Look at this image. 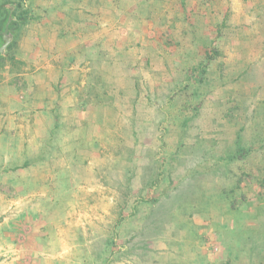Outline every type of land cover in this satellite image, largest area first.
Here are the masks:
<instances>
[{"label": "rangeland", "instance_id": "rangeland-1", "mask_svg": "<svg viewBox=\"0 0 264 264\" xmlns=\"http://www.w3.org/2000/svg\"><path fill=\"white\" fill-rule=\"evenodd\" d=\"M6 12L0 264H264V0Z\"/></svg>", "mask_w": 264, "mask_h": 264}, {"label": "water", "instance_id": "water-1", "mask_svg": "<svg viewBox=\"0 0 264 264\" xmlns=\"http://www.w3.org/2000/svg\"><path fill=\"white\" fill-rule=\"evenodd\" d=\"M9 22H10V20H8L7 24L5 25L4 35H3L4 44L2 46H0V54L3 53L5 47L7 46L8 42L11 39V35L8 34V24H9Z\"/></svg>", "mask_w": 264, "mask_h": 264}, {"label": "trees", "instance_id": "trees-1", "mask_svg": "<svg viewBox=\"0 0 264 264\" xmlns=\"http://www.w3.org/2000/svg\"><path fill=\"white\" fill-rule=\"evenodd\" d=\"M9 12V11H8ZM7 13L8 16L5 17L4 21H3V29H5V25L7 24L8 20H11V16ZM11 22V21H10ZM8 24V29H9V26H10V23ZM8 34L12 35L9 31H8ZM3 44V42L0 43V46Z\"/></svg>", "mask_w": 264, "mask_h": 264}]
</instances>
